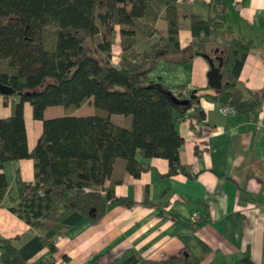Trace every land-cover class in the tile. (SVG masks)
<instances>
[{
	"label": "trees",
	"instance_id": "obj_1",
	"mask_svg": "<svg viewBox=\"0 0 264 264\" xmlns=\"http://www.w3.org/2000/svg\"><path fill=\"white\" fill-rule=\"evenodd\" d=\"M210 10L220 3L212 0ZM160 21L164 23L159 26ZM186 26L191 42L181 47L178 34ZM222 20L201 16L178 0H0V61L7 71L0 82L13 90L11 114L0 119V168L8 160L31 158L34 180L24 182L17 174L19 202L11 208L20 219L41 231L22 248L0 237V264H23L42 247L56 252L54 237L82 218L98 221L110 205L131 207L137 202L116 196L105 187L116 159L138 176L146 169L135 158L169 161L166 175L181 171L178 149L183 138L176 123L195 106L200 120L205 113L200 98L217 100L230 92L227 105L237 114L256 112L264 100L259 90L241 86L239 75L246 55L254 48L241 37L217 44L213 32ZM119 36L120 54L112 62V46ZM139 37H149L148 50L136 51ZM194 55H208L221 65L222 88L214 96L197 94L184 87L169 89L148 79L160 59L186 63ZM188 100L186 104L174 102ZM92 98L96 112L87 116L44 118V109L60 105L66 111ZM29 102L34 119L42 121V133L32 152L28 151L23 106ZM112 114L130 118V126L114 124ZM8 184L0 172V200ZM152 207L147 198L140 202ZM64 260L68 258L63 256ZM100 256L93 258L96 263ZM180 264H197L198 258L177 257ZM111 258L107 264H116ZM136 254L118 264H142ZM43 264H55L53 258ZM222 264H254L249 251L241 259Z\"/></svg>",
	"mask_w": 264,
	"mask_h": 264
},
{
	"label": "crops",
	"instance_id": "obj_2",
	"mask_svg": "<svg viewBox=\"0 0 264 264\" xmlns=\"http://www.w3.org/2000/svg\"><path fill=\"white\" fill-rule=\"evenodd\" d=\"M212 0H178L180 5L201 16L222 20L224 28L213 32L217 44H228L231 36L243 38L254 48L246 55L239 82L259 90L264 86V0H216L218 10H210ZM164 23L160 21L159 26ZM179 43L186 47L192 40L189 29H180ZM152 40L139 37L136 51L148 50ZM119 36L112 46V62L120 54ZM208 61L194 55L186 63L160 59L148 73V79L169 89H198L197 94L214 96L218 90L208 84ZM11 99L0 95V119L11 114ZM205 113L200 120L195 106L188 109L176 130L183 138L178 149L180 164L187 169L166 175L165 158H135L146 167L138 176L125 169V161L116 159L105 187H113L116 196L135 202L131 207L110 205L96 222L82 218L54 237L56 252L42 247L23 264H43L53 258L55 264H107L136 254L142 264H180L177 257L198 258L197 264H222L241 259L249 251L254 264H264V100L251 114L223 110L227 103L200 98ZM96 112L92 98L71 111L48 106L44 118L87 116ZM26 142L32 152L42 133V121L34 119L29 102L23 106ZM119 126H130V118L112 114ZM8 192L0 200V237L10 238L22 248L41 231L20 219L11 208L19 202L17 174L27 183L34 180L31 158L5 161L0 168ZM148 199L152 207L140 202ZM196 213L198 218H193ZM63 256L68 259L64 260ZM100 256L94 263L93 258Z\"/></svg>",
	"mask_w": 264,
	"mask_h": 264
},
{
	"label": "water",
	"instance_id": "obj_3",
	"mask_svg": "<svg viewBox=\"0 0 264 264\" xmlns=\"http://www.w3.org/2000/svg\"><path fill=\"white\" fill-rule=\"evenodd\" d=\"M203 57L208 61L210 69L208 71V84L211 88L220 90L222 88V83H221V74L219 71V66L221 65V59L218 58L219 60V66H216L213 59L208 56V55H203ZM13 93V90L8 87L7 85H4L0 82V94H6L9 95ZM231 96L230 92H224L222 95L219 97V100L224 103H228V100ZM195 97V89L192 90L190 98ZM174 102L178 104H186L188 103V100H178L173 97Z\"/></svg>",
	"mask_w": 264,
	"mask_h": 264
},
{
	"label": "built area",
	"instance_id": "obj_4",
	"mask_svg": "<svg viewBox=\"0 0 264 264\" xmlns=\"http://www.w3.org/2000/svg\"><path fill=\"white\" fill-rule=\"evenodd\" d=\"M223 110H224L225 112H227V111H228V112H232V111H233V109H232L231 107H229L228 105L224 106ZM192 216H193V218H198V216H197L196 213H193Z\"/></svg>",
	"mask_w": 264,
	"mask_h": 264
},
{
	"label": "rangeland",
	"instance_id": "obj_5",
	"mask_svg": "<svg viewBox=\"0 0 264 264\" xmlns=\"http://www.w3.org/2000/svg\"><path fill=\"white\" fill-rule=\"evenodd\" d=\"M7 70H8V67L6 65V62L0 61V73L3 71H7Z\"/></svg>",
	"mask_w": 264,
	"mask_h": 264
}]
</instances>
